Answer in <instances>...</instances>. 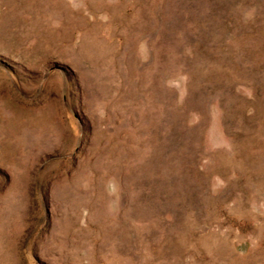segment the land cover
Wrapping results in <instances>:
<instances>
[{"label":"rangeland","instance_id":"rangeland-1","mask_svg":"<svg viewBox=\"0 0 264 264\" xmlns=\"http://www.w3.org/2000/svg\"><path fill=\"white\" fill-rule=\"evenodd\" d=\"M0 264H264V0H0Z\"/></svg>","mask_w":264,"mask_h":264}]
</instances>
